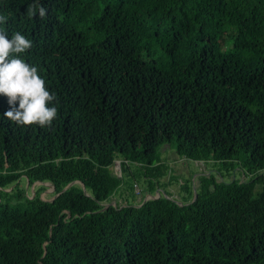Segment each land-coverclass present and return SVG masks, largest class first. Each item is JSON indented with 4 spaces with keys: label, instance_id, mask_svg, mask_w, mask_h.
<instances>
[{
    "label": "trees",
    "instance_id": "obj_1",
    "mask_svg": "<svg viewBox=\"0 0 264 264\" xmlns=\"http://www.w3.org/2000/svg\"><path fill=\"white\" fill-rule=\"evenodd\" d=\"M34 2L0 0V27L58 111L19 126L0 95V264H264V0ZM163 145L222 179L136 204L173 180Z\"/></svg>",
    "mask_w": 264,
    "mask_h": 264
},
{
    "label": "clouds",
    "instance_id": "obj_2",
    "mask_svg": "<svg viewBox=\"0 0 264 264\" xmlns=\"http://www.w3.org/2000/svg\"><path fill=\"white\" fill-rule=\"evenodd\" d=\"M46 12L39 0L27 7L29 17L38 13L44 18ZM7 22L8 17L0 14V25ZM8 36L0 27V95L6 96L11 106L4 116L19 126H51L58 110L49 105L56 101V96L48 90L38 68L22 58L32 48V41L18 31L12 33L11 39Z\"/></svg>",
    "mask_w": 264,
    "mask_h": 264
},
{
    "label": "rangeland",
    "instance_id": "obj_3",
    "mask_svg": "<svg viewBox=\"0 0 264 264\" xmlns=\"http://www.w3.org/2000/svg\"><path fill=\"white\" fill-rule=\"evenodd\" d=\"M232 44H233V41H232V39H230L227 46L230 47ZM159 154H160V156H162L163 161L167 163V166H169V170H170L169 172H171L174 175L173 180L169 184V187L162 186L161 188H157L156 191H154V192H150V191H149V193L146 192L145 195L142 193L141 183L136 184L135 185L136 186V193L138 195L136 204L142 203L148 195H157L158 193H160L163 196H169V195H167V193H169L173 197H177L182 201L183 200L182 199L183 194H185V192L182 191V188H181L183 186V184H186V185L190 184V187L194 191V195H195L196 188L198 187L197 183L199 181V176H201L202 173H204V174L215 173L219 180L222 179L221 174H219L215 169H213L211 164L204 163L205 165L201 164V166H200L199 163H197V162H201V161L196 162L195 160H191V159H185V158L182 159V157H180V155L177 154L174 145H172V146H169V145L161 146L160 150L158 151V155ZM122 162H123L122 159H116L114 162V165H113L114 171L119 176L122 175V168H123ZM201 170H202V172H201ZM235 175L236 176H233L232 178L236 177V178H239L241 181H246L249 179L246 175L244 176L239 171H235ZM223 180L228 181V177H225V179H223ZM131 182H132V180L127 178V179H125L124 184L128 185ZM24 183L26 184V182H24ZM38 184H40V183H35L31 186H29L28 183L26 184V186L29 187V195L35 192V187ZM53 192H54L53 188L51 186H49V187H47V189L44 192H42L41 196H42V198H45V199H52L53 196L52 195L49 196V195L52 194ZM128 194H129V192H128ZM180 200H178V201L181 202ZM112 202L114 204L117 203V201L115 199H113ZM126 202L123 205H127ZM129 202L132 203L133 199L129 198Z\"/></svg>",
    "mask_w": 264,
    "mask_h": 264
},
{
    "label": "bare ground",
    "instance_id": "obj_4",
    "mask_svg": "<svg viewBox=\"0 0 264 264\" xmlns=\"http://www.w3.org/2000/svg\"><path fill=\"white\" fill-rule=\"evenodd\" d=\"M74 183H75V182L70 183L69 185H67V186L65 187V189H67L70 185H72V184H74ZM45 184L51 186V187L53 188V190L55 189V186H54L53 183H51V182H46ZM83 187H84V189H85V186H84V185H83ZM158 194H159V193H158ZM153 196H155V195H148L146 198L153 199ZM115 203H116V202H115ZM110 204H114V203H113V202H112V203H108V204H106V207L109 206ZM114 205H116V204H114Z\"/></svg>",
    "mask_w": 264,
    "mask_h": 264
},
{
    "label": "water",
    "instance_id": "obj_5",
    "mask_svg": "<svg viewBox=\"0 0 264 264\" xmlns=\"http://www.w3.org/2000/svg\"><path fill=\"white\" fill-rule=\"evenodd\" d=\"M197 192V191H196ZM195 192V197H194V199H196L197 198V193ZM161 196V194L159 193V194H157V195H155V196H153V198H158V197H160ZM149 198H145V200L143 201V203L145 202V201H147Z\"/></svg>",
    "mask_w": 264,
    "mask_h": 264
},
{
    "label": "built area",
    "instance_id": "obj_6",
    "mask_svg": "<svg viewBox=\"0 0 264 264\" xmlns=\"http://www.w3.org/2000/svg\"><path fill=\"white\" fill-rule=\"evenodd\" d=\"M245 176V175H244ZM249 177V176H248Z\"/></svg>",
    "mask_w": 264,
    "mask_h": 264
}]
</instances>
